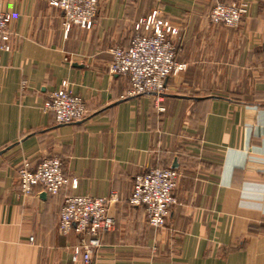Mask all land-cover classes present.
I'll return each instance as SVG.
<instances>
[{
  "label": "crops",
  "instance_id": "obj_1",
  "mask_svg": "<svg viewBox=\"0 0 264 264\" xmlns=\"http://www.w3.org/2000/svg\"><path fill=\"white\" fill-rule=\"evenodd\" d=\"M97 1L90 30L64 32L49 0H1L12 40L0 54V264H83L71 261L77 234L57 232L60 207L111 192L114 227L89 264H264V0ZM217 3L246 5L237 27L208 20ZM154 11L186 66L160 102L127 96V79L108 72L109 50L128 47ZM63 81L86 112L57 125L43 106ZM49 157L66 184L22 195L21 162ZM150 168L178 173L159 229L128 203Z\"/></svg>",
  "mask_w": 264,
  "mask_h": 264
},
{
  "label": "built area",
  "instance_id": "obj_2",
  "mask_svg": "<svg viewBox=\"0 0 264 264\" xmlns=\"http://www.w3.org/2000/svg\"><path fill=\"white\" fill-rule=\"evenodd\" d=\"M49 5L61 11L64 32L73 26L90 30L95 24L97 0H49ZM245 13V4L217 3L210 9L208 20L235 28ZM9 21L10 16L2 10L0 0V54L11 51ZM173 32L171 24L154 11L137 22L128 47L109 50L108 72L127 79V96L146 95L160 102L166 94V80L185 70V64L176 61L178 49L171 39ZM43 110L53 114L57 125L79 122L86 112L83 100L71 91L65 81L49 95ZM177 179L178 173L170 168H150L134 177L128 203L143 207L149 226L159 229L165 225L170 207L176 204L173 191ZM17 181L22 195H29L37 186L48 194L56 195L67 182L62 173V162L57 157L44 158L35 166L23 160L17 169ZM115 202V192L107 198H64L58 213L57 232L61 236L70 231L77 234L78 243L72 248V262L80 259L83 264L90 263L91 256L101 246L102 237L113 230L114 220L108 213V206Z\"/></svg>",
  "mask_w": 264,
  "mask_h": 264
}]
</instances>
